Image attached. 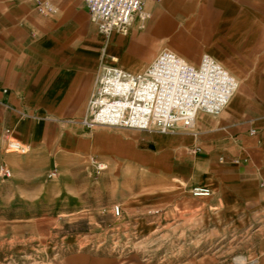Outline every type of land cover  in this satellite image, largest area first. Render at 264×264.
I'll return each instance as SVG.
<instances>
[{
  "label": "crops",
  "instance_id": "obj_1",
  "mask_svg": "<svg viewBox=\"0 0 264 264\" xmlns=\"http://www.w3.org/2000/svg\"><path fill=\"white\" fill-rule=\"evenodd\" d=\"M45 2L56 11L41 12ZM145 8L144 29L136 20L106 38L82 0H0V149L9 131L54 164L81 153L156 168L180 194L211 188L190 194L209 221L254 236L250 228H264V0H145ZM164 48L192 64L210 54L236 76L225 110L199 112L171 133L81 123L104 62L138 72Z\"/></svg>",
  "mask_w": 264,
  "mask_h": 264
},
{
  "label": "rangeland",
  "instance_id": "obj_2",
  "mask_svg": "<svg viewBox=\"0 0 264 264\" xmlns=\"http://www.w3.org/2000/svg\"><path fill=\"white\" fill-rule=\"evenodd\" d=\"M0 152L14 154L0 153L12 170L0 172V264H264V228L253 236L211 223L156 168L106 157L98 171L90 154L54 164L5 144Z\"/></svg>",
  "mask_w": 264,
  "mask_h": 264
},
{
  "label": "built area",
  "instance_id": "obj_3",
  "mask_svg": "<svg viewBox=\"0 0 264 264\" xmlns=\"http://www.w3.org/2000/svg\"><path fill=\"white\" fill-rule=\"evenodd\" d=\"M100 32L109 38L113 32L128 34L136 20L146 27L150 13L145 0H82ZM39 10L55 12L45 2ZM97 86L88 102V114L81 123L88 129L99 125L130 127L149 132L171 133L190 128L199 112L220 114L234 97L239 81L210 54L199 64H192L171 49L164 48L154 60L138 72H131L117 62H104L97 72ZM6 151L26 154L29 144L9 131ZM98 171L105 161L92 156ZM0 172L11 176L12 170L1 165ZM196 197L212 194L207 186H194ZM117 214L121 207L116 206Z\"/></svg>",
  "mask_w": 264,
  "mask_h": 264
}]
</instances>
